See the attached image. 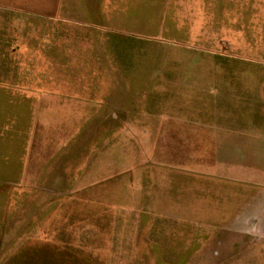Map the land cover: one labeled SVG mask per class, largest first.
<instances>
[{
	"label": "rangeland",
	"instance_id": "obj_1",
	"mask_svg": "<svg viewBox=\"0 0 264 264\" xmlns=\"http://www.w3.org/2000/svg\"><path fill=\"white\" fill-rule=\"evenodd\" d=\"M13 18L16 42L54 40L57 22H41L48 26L43 33H25L18 26L28 22ZM249 20L253 26L235 30L236 47L186 50L105 39L110 79L96 88L111 96L94 128L80 129L78 142L56 157L43 183L32 170L29 186L0 185V264H181L183 244H189L184 235L197 244L192 253L198 264L204 250L218 248L215 237H246L229 221L257 196L254 188L264 186V145L223 143L196 124L215 123L214 112L221 110L215 104L222 106L226 89L220 74L238 77L235 86L247 74L264 76V0H255ZM25 51L36 53L14 54ZM21 67L0 65V72ZM183 78L199 82L205 97L183 95L189 92ZM183 125L190 128L177 127ZM120 234L126 240H117ZM201 235L209 239L194 240ZM234 242L264 248L261 239Z\"/></svg>",
	"mask_w": 264,
	"mask_h": 264
},
{
	"label": "crops",
	"instance_id": "obj_2",
	"mask_svg": "<svg viewBox=\"0 0 264 264\" xmlns=\"http://www.w3.org/2000/svg\"><path fill=\"white\" fill-rule=\"evenodd\" d=\"M254 3L255 0H0V65L24 66L16 72H0V185L29 186L35 177L32 170H38V182L43 183L56 157L78 142L80 129L94 128L96 113H104L109 104L105 98L111 96L109 89L96 88V82L104 86L110 79L111 61L105 55V39L115 36L120 40L127 37L158 41L186 50L236 47L235 30L253 26L254 20L251 24L249 17H253ZM15 15L28 22L18 26L25 33H43L48 26L41 22H57L54 40L20 38L16 42ZM81 34L103 39L87 40ZM16 49L36 53L31 56L25 51V56L16 57ZM31 66L45 67L32 71ZM48 66H53L54 71ZM228 75L220 74L218 79L220 87L226 89L220 94L222 106L215 104L221 108L214 112L215 123L196 125L212 130L223 143L264 145V76L247 74L241 79L243 83L235 86L233 82L240 80ZM184 81L189 82V92L183 95L205 97L199 82ZM223 81L227 84L223 85ZM229 102L231 105H226ZM250 176L258 177L254 173ZM254 189L257 196L248 198L241 206V214H233L229 221L232 230L246 237L235 232L215 237L220 241L218 248L198 254V264H264V248H239L234 242L264 240V186L259 184ZM231 209H235L234 205ZM125 237L120 234L117 240H126ZM205 237L194 240L207 241ZM183 240L189 244H183L181 264H195L192 252L197 244L192 246L190 236L184 235Z\"/></svg>",
	"mask_w": 264,
	"mask_h": 264
}]
</instances>
